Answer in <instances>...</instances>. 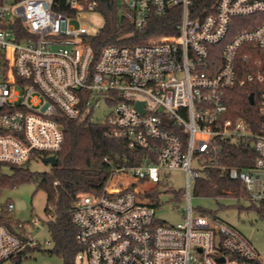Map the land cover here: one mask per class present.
<instances>
[{"label": "built area", "instance_id": "built-area-1", "mask_svg": "<svg viewBox=\"0 0 264 264\" xmlns=\"http://www.w3.org/2000/svg\"><path fill=\"white\" fill-rule=\"evenodd\" d=\"M117 1L120 18L139 32L179 9L176 34L108 45L96 57L90 37L99 29L87 20L100 14L99 0H0L1 173L57 157L65 141L63 121L92 119L104 103L110 137L146 154L139 166L111 176L131 179L124 188L109 190L108 182L102 194L78 195L72 212L82 246L77 259L260 264L240 230L213 213L193 215L190 192L218 165L226 143L251 142L257 153L253 164L231 168L229 177L242 184L248 200L264 201V123L255 133L246 121L227 118L225 98L237 86L260 84L264 119V0H215L201 12L193 10L194 0ZM239 18L257 24L222 47ZM165 171L186 176L187 208L179 224L161 222L157 201L147 197ZM147 183L153 187L141 190ZM5 210L11 213L14 204ZM37 241L26 224L13 231L0 224V264Z\"/></svg>", "mask_w": 264, "mask_h": 264}, {"label": "trees", "instance_id": "trees-1", "mask_svg": "<svg viewBox=\"0 0 264 264\" xmlns=\"http://www.w3.org/2000/svg\"><path fill=\"white\" fill-rule=\"evenodd\" d=\"M214 1L194 0L193 10L201 12L209 9L208 7ZM99 4L98 12L104 18L105 24L95 36L90 37V44L96 57L108 45L128 44L131 41L137 43L150 36L176 34L175 26L179 22V9L173 10L164 18L153 19L142 32H139L129 22L120 18L117 0H99ZM251 19H236L237 27L222 47L238 31L256 26L257 23H250ZM130 33L134 34V40L124 38ZM260 88L261 85L258 83L237 86L227 91L225 97L226 117L246 121L255 133L260 131L264 123L258 104ZM251 94L255 97L254 105H251L249 101ZM63 126L65 141L56 155L57 166L45 173L33 172L27 168V165L9 166L12 174L0 176V194L4 189L14 188L18 184L28 182L34 183L37 191L44 190L47 195L45 212L49 217L47 226L54 244L52 252L62 259L61 264H75L77 256L82 252V246L77 241L78 228L72 221V212L76 208L78 195L102 194L113 174L139 166L146 153L142 149H130L125 140L113 139L109 135L107 124L97 123L90 117L66 119L63 121ZM256 157L257 153L251 142L247 145L243 142L226 143L218 165L211 168L206 176L197 180L195 193L209 197L230 196L226 191L232 190L239 198H247L242 184L229 177V170L233 167L247 168L253 164ZM129 182L131 179L125 175H118L111 179L108 189L119 190L127 186ZM145 189H148V185L141 187V190ZM155 194H157L156 190L147 197L153 199ZM252 203L254 206L260 204L259 212L264 215V201ZM0 224L8 226L13 231L23 223H16L11 213L4 210L0 212ZM37 247L38 245L32 248ZM260 264L263 263L260 262Z\"/></svg>", "mask_w": 264, "mask_h": 264}, {"label": "rangeland", "instance_id": "rangeland-1", "mask_svg": "<svg viewBox=\"0 0 264 264\" xmlns=\"http://www.w3.org/2000/svg\"><path fill=\"white\" fill-rule=\"evenodd\" d=\"M83 20V19H82ZM83 21H86L84 19ZM89 23L96 29L104 27V18L98 13L89 15ZM73 25H77L73 23ZM3 80V73L0 72V81ZM109 109L104 103H100L93 112L92 119L97 123H104L109 116ZM33 172L45 173L51 170V166L42 162L41 159H32L28 164ZM0 171L2 174H12L10 167H5ZM161 182L157 189V194L153 199L157 201V217L166 224H179L185 218L187 208V188L186 176L182 171H165L161 173ZM111 179L109 180V184ZM149 187V185H148ZM36 185L32 182L18 184L17 187L7 188L0 194V212L6 209L7 204H14L11 217L16 223H23L36 237L37 248H28L21 254L3 264H61L62 259L53 253L54 244L48 230L49 217L45 212L47 195L43 191H37ZM226 195L209 197L198 195L195 190H191V206L193 215L201 216L214 213L215 216L240 230L253 244L258 251L261 262L264 264V215L259 212L260 204L253 205L247 198H239L233 191L227 190ZM30 197V203L24 199ZM143 199V198H142ZM38 219L39 225L34 221ZM75 264H87L76 258Z\"/></svg>", "mask_w": 264, "mask_h": 264}, {"label": "water", "instance_id": "water-1", "mask_svg": "<svg viewBox=\"0 0 264 264\" xmlns=\"http://www.w3.org/2000/svg\"><path fill=\"white\" fill-rule=\"evenodd\" d=\"M249 101H250V104L251 105H254L255 103V99H254V95L251 94L249 96ZM42 162L45 163V164H48L50 165L51 167H56L57 164H58V159L57 157H42L41 158ZM24 199L26 200L27 203H30V197L28 196H25ZM223 261V259H221Z\"/></svg>", "mask_w": 264, "mask_h": 264}, {"label": "crops", "instance_id": "crops-1", "mask_svg": "<svg viewBox=\"0 0 264 264\" xmlns=\"http://www.w3.org/2000/svg\"><path fill=\"white\" fill-rule=\"evenodd\" d=\"M145 185H149V187H148V188H150V187L152 188V187H153V185H150V184H148V183H147V184H145ZM145 185H144V186H145ZM148 203H151V204H153V202H151V201H148Z\"/></svg>", "mask_w": 264, "mask_h": 264}]
</instances>
